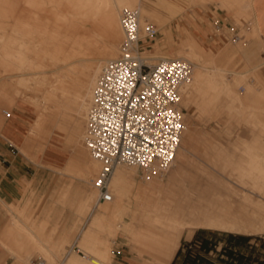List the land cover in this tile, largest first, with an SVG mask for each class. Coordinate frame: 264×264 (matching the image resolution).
<instances>
[{
  "label": "bare ground",
  "instance_id": "bare-ground-1",
  "mask_svg": "<svg viewBox=\"0 0 264 264\" xmlns=\"http://www.w3.org/2000/svg\"><path fill=\"white\" fill-rule=\"evenodd\" d=\"M21 1H24V6H20ZM224 1L229 8L234 9L246 0ZM135 2L139 4L141 0H9L7 1L8 6H0V16L5 15L12 18L10 27L12 32L6 36L4 41V54L6 59L10 61L12 72L11 84L8 89L5 88L6 91L5 85L0 86V90H2L0 104L7 107L4 108L1 105L3 110H0V123L7 115L6 113H10L12 108L16 106L19 97H23L38 112L33 129H31L32 133L40 134L39 128L48 116L50 119L58 121L65 113L72 111V114L87 119L94 89L103 66L108 61L115 59L119 53L116 44L122 34L119 20L120 11L123 8H134ZM63 5H66L67 9H63ZM138 9L140 12L139 22L142 24L143 13L145 14L147 10L143 8L142 4H139ZM88 23L92 27H88ZM101 27L109 29L110 33L107 40L103 39L104 37L99 30ZM1 29L0 22V31ZM3 36L5 37V35ZM179 40H183V35L181 38L179 37ZM183 42L188 45V48L178 47V55L173 58L184 59L190 63L197 61L198 65H194L195 68H193L191 63L190 79L181 89V106L185 93L188 94L189 99L190 97L194 98L195 93H199L206 87L205 93H201L207 94L208 98L206 99L209 101L224 95L226 92L234 99L232 102L234 109L244 111L249 107V105L244 104L245 100L247 101L252 92H258L257 102H255L257 110H254L252 118L255 124L264 130V117H260L263 112L258 110L263 109L260 103L262 102L261 97L264 96V86L256 88L250 85L247 95H239L240 93L238 94L236 88L240 82L243 83L244 79L240 78L233 82L229 80L226 67H221L217 63V58L220 55L218 57H212L208 53L209 56L204 55L194 35L190 32ZM257 52L258 46L256 48L253 46L247 55L249 56L247 59L253 61ZM233 53L235 54V52ZM211 54L216 55L212 51ZM228 56L229 59L230 55ZM143 57L148 59L149 64H154L160 59L171 58L168 55L160 58L159 54L154 53L143 54ZM227 64L225 65L228 66ZM258 73L260 72L258 71ZM14 74L18 78H22L14 81L12 80L13 77H16ZM20 84L26 86V91H30L29 96H22ZM36 87L41 89H36ZM205 97L203 96L204 99ZM262 103L264 104V101ZM84 121H75L72 135L69 137L72 146H78L83 155L87 153V145L82 138L86 132ZM185 128L184 115V129L175 159L177 154V158H179L180 153L178 151L181 144H186V136L183 138ZM247 147V152L250 153H247L249 156L247 163H240L238 167L231 166L251 184L250 187L247 185L245 188L243 187L241 195L235 191L229 193L226 189L222 193L216 190L209 195L197 196L189 192V183L185 182L187 175H189L188 171L186 175L180 169L175 171L176 175L168 182H162L161 177L156 179L152 194L158 198L154 203L152 210L154 218L152 217L151 222L157 225L160 235L154 236L152 239L148 233L145 235L135 233L136 238H138L137 243L139 241L145 247L144 250L141 249L142 251L137 249L139 256L142 253L146 254L145 257L141 256L142 263L169 264L179 248L182 235L185 234V237L189 239L195 229L198 228H214L243 234L264 232V140L260 144H249ZM83 155L82 166L74 174V177L91 181L93 177L90 179L87 177L93 172H97L101 163L95 157L96 161ZM120 166L124 165L116 167L111 181L113 200L101 202L92 217L91 224L97 230L87 229L83 235L82 245L85 256L80 253L81 258L75 253V255H71L67 264L111 263V240L109 242L102 236V233L108 236H117L118 229L116 227L118 225L115 223L118 222V219H124L123 215L127 209L128 197L135 187L132 179L130 180V177H134V175H129L127 171L118 169L121 168ZM189 179L194 181L195 178L190 177ZM165 188L168 189V192H165ZM97 194V190L93 191L86 205H92L99 195ZM135 197L142 203L140 200L141 193ZM86 205L84 206L86 207ZM148 215L150 216V214ZM37 239L34 234H30L27 240L29 245H27L35 246L33 240L37 243L39 242ZM18 241L20 240L18 239ZM18 241L16 240V244L14 242L8 248L21 255L20 248L23 246L20 245L23 244V241H20L22 242L20 245ZM74 247L79 250L78 252H81L78 245ZM41 248L45 249L46 247L43 244ZM47 263L49 264L48 260Z\"/></svg>",
  "mask_w": 264,
  "mask_h": 264
},
{
  "label": "rangeland",
  "instance_id": "rangeland-1",
  "mask_svg": "<svg viewBox=\"0 0 264 264\" xmlns=\"http://www.w3.org/2000/svg\"><path fill=\"white\" fill-rule=\"evenodd\" d=\"M7 1L9 0H0V6H8ZM165 1L171 2L167 3ZM216 1L217 0H141V3L139 4H142L143 8H145L148 12H146L147 14L143 13L142 22H150L154 24L159 30V34L154 43L152 44V47L150 49H147L144 54L154 53L156 55L159 54L160 58L164 55H168L173 58L178 55V47H182L183 49L188 48V45H186V43H184L183 41L184 39H186V36L189 35L190 31L185 27V24H183V22L181 21L183 13L187 9H191L196 5H207L215 3ZM250 1L251 0H246L242 3V5L240 4L241 6L238 5L236 8H234H240L241 10H244V12H241L239 10V12L235 13V17L233 19V22L238 25L240 35H242V38L237 42L234 43L230 40H226L221 36H216L213 30H211V25L210 31L206 32L204 38L194 36L196 42L199 45V48L201 49V51L203 50L202 52L204 55H211L212 57H218L220 55L217 58V63L221 67H226L225 69H227L226 72L228 73L226 74L229 80L233 82L240 78L244 79L243 83L240 82L236 88L238 94L240 93L239 95L242 94V96L248 94V87L250 85H253L256 88H262L264 86V61L263 63H259L260 65L255 64V67L254 65L251 66L247 62L250 61V59H247V57H249L247 56L249 55V51L252 49L253 46L255 48L257 47V39L255 40V37L257 36V31H255V27L252 24L250 14L246 12V9L249 7L248 3H250ZM139 4L135 2L134 8H138ZM21 5L24 6V1H21L20 6ZM218 6L222 9L233 10V8H229L226 3L224 4L223 0H218ZM63 9H67L66 5H63ZM0 22L2 25V29L0 31L2 37L0 39V52L2 51L0 53V86L3 84L7 86H4V89H8V86L11 84L12 72L10 61L6 59L4 54V41L7 38L6 36L11 34L10 32H12V29L10 31L12 18L5 15H1ZM88 27L92 26L88 23ZM99 30L101 31L104 37L102 38L104 40H107L110 33L109 29L107 27H101V29ZM3 35H5V37ZM182 35L183 40H179V37L181 38ZM252 38L253 40H251L252 42L249 44V47L246 50H242L244 48V44H246ZM121 39L122 34L118 38L116 44L117 48ZM236 50L238 51L237 53ZM239 50L240 52H244V60ZM211 51L212 53H214V55H216L213 56L211 54ZM226 52L228 53L226 54ZM233 52H235L236 56ZM228 55H230L229 59ZM2 56L5 58H3ZM146 60L148 61V59ZM191 63L193 66L198 65L197 61H192ZM226 63H228V66L225 65ZM195 66L193 68H195ZM256 66L258 67V69ZM254 68H256L257 70ZM258 71L261 74L258 73ZM15 73L17 74L18 72ZM16 74L14 75L16 76ZM33 75L31 76L33 77ZM243 77H246L248 82L246 78ZM21 78H18V76H16L13 77L12 80L18 81V79ZM19 87L22 89V96H29L30 91L25 90L26 86H22V84H20ZM22 87L25 88L23 89ZM205 88L204 90H206ZM7 89H5V91ZM36 89L41 88L36 87ZM204 90L202 89L199 93H195V97H190V99L189 97H187L188 94L185 93L186 96L185 94H182V107L185 115L187 128H185L184 130L183 138L186 133L191 134V138L186 140V144H181V147L178 151V153H180L179 158H177V154L176 159L174 158L173 163L164 173L149 177L147 179H143L140 178L137 168L134 166L124 165L120 166L121 168H118L123 171H127L129 175L133 174L136 179V184H134L135 187L128 197L127 209L123 215L124 219H118V222L116 221L115 223V225H118L116 227V229H118L117 236H108L105 233H102V236L108 239L109 242L111 240V254L112 248L113 246H115L114 242H125L127 245L123 248L129 250V252H131L132 254H135L138 259L143 262L141 256L145 257L146 254L142 253L141 256H139V251H137V249L144 250L145 247L142 246L139 241L137 243L138 238H136L135 233L140 235H145V233H148L150 234V237L152 239L154 238V236L160 235L158 232L157 225L151 222L153 220L152 217L154 216L152 212L154 203L155 200H157L158 198L155 194H152V191L154 183L159 177H161L162 182H168L172 177L176 175V172L180 169L184 171L186 175L187 173L189 174L187 175L185 182L187 184L189 183V192L194 193L197 196L209 195L216 190L217 192L222 193L226 189L229 193H231V191H235L236 193L241 195L246 185L250 187V182L247 181L243 176H241L239 172L235 171L231 166L238 167L241 162H235L246 160L248 158V154L250 153L247 152V145L260 144L264 140V130L261 127L257 126L255 124V121H253L254 119L252 118L254 110H257V108H255V102H257L258 92L251 93L250 97L247 99V101L245 100L244 103L245 105H249V107L246 110H244L243 108L244 111H241L234 109V106L232 105L234 99L230 97L226 92L224 95H220L219 98H215L211 102L209 101V99H206L208 98L207 94H202ZM25 91L27 92V94ZM1 92L2 90H0V93ZM38 93L41 94V92ZM1 96L2 94H0V97ZM203 96H206L205 99L203 98ZM19 98L17 99L16 106L12 108L11 112L6 116V118L13 117L14 108H19L21 112V118L23 119L24 124L27 126L26 135L29 136L27 140L32 141L34 142V144H36V153L47 146H51V144H64L68 148H74L71 145V142L69 141L67 136L65 135L66 130L69 128L70 117L64 120L61 119L60 121H55L51 118V125L47 123L44 132H42V129L46 124L45 122L50 120V117L48 116L45 122L39 128L40 134L32 133L31 129H33V124L36 120V117L38 116V112L34 107H32L28 102H26L23 97ZM261 101H264V96L261 97ZM262 102L260 103V105H262L261 108H263V111L261 109L258 110H260L261 113L263 112L262 114L260 113L262 115H260V117L263 118L264 104ZM229 106L234 110L231 111L229 109ZM71 114L72 111L69 112V115ZM75 117L78 120H85L84 126L86 127L87 119L78 117L76 115ZM51 127L55 128L51 129ZM61 131L64 134H61ZM30 133L34 136H30ZM85 136L86 132H84V135L82 136L84 142H86ZM19 148L23 154L28 155L24 148ZM74 149H76L80 153L82 161L83 153L80 151L78 146H76ZM76 150L71 157V160L74 162L77 161ZM83 156L91 158L92 160L94 159L88 147L87 153ZM94 161L96 160L94 159ZM69 165L70 162L66 166V170L68 169ZM80 165L82 166V162ZM100 169L101 166L99 170ZM99 170L97 172L95 171L96 173L93 172L92 174H90L87 179H90L92 177L94 178L100 172ZM67 171L74 176L73 169H71V172L69 170ZM190 177H194V181H191L189 179ZM75 179L83 181L84 184H81V186L77 188L73 196H70L69 189H66V191L63 193V196L60 197L59 200L61 202H64V205H69L75 211L77 217L76 227H78L80 224H83V229L80 232L81 235L79 237L77 245L81 251L85 252L84 246L82 245V238L87 229L97 230L92 226L91 220L101 201L98 200L97 196L92 205H86L93 191L97 189L92 185V180H83L80 178ZM165 192H168L167 188H165ZM139 193H141L140 200H142V202H146L145 205L143 203H140V201L136 199L135 195ZM84 205H86V207ZM148 214H150V216ZM38 226L40 227L41 233L44 238L41 240V242L37 243L35 240H33L35 242V246H32V248L30 249L31 251L29 250L28 253H26V257L23 261V264H30L31 258L36 257H43L47 259L49 264H64V257H66L68 253H71V255H75L76 253L78 257L80 256L82 258V255L77 253L78 249L74 247L72 241L70 242L68 239H64L60 240L58 244H56L50 234L48 235V237H45V221L41 222V224ZM33 228L34 222L32 225V229ZM55 231V229L52 230L53 233H55ZM78 233L79 232L74 233V239L78 236ZM230 233L234 235H243L245 237L242 240L232 239L228 236ZM30 234L31 232H29V230L27 229L28 237H30ZM195 234H197L199 238H205L209 242H212V244L216 243L217 245V248L210 247L211 249L207 253V259L203 258L205 259V261H199V264H264V232L259 234H243L214 228H198L195 229L191 237L192 239L194 238ZM191 238L188 239L185 237V234L182 235L179 243V252H185L183 242H187ZM43 244L46 247L45 249L41 248V245ZM222 246H226L227 252L229 251V248H231L236 254H239V256H241L240 254H243V256H246V261L240 263V261L235 259V261L232 263V261H230V255H227V252H221ZM6 249H8L9 252L15 257L22 259L24 258V256L22 254H18V252L13 251L9 248ZM178 262L179 259L176 261V264ZM187 262L193 264L190 259H187Z\"/></svg>",
  "mask_w": 264,
  "mask_h": 264
},
{
  "label": "built area",
  "instance_id": "built-area-1",
  "mask_svg": "<svg viewBox=\"0 0 264 264\" xmlns=\"http://www.w3.org/2000/svg\"><path fill=\"white\" fill-rule=\"evenodd\" d=\"M139 18L138 8L120 11L119 53L103 66L88 112L85 141L101 163L92 179L101 202L114 198L111 181L119 165L136 167L143 179L164 173L174 161L184 129L180 97L192 65L180 58L149 64L143 54L152 47L159 30L150 22L141 24ZM211 30L234 43L242 38L235 22L227 26L212 22ZM18 151L13 146L12 152ZM199 246L200 241L188 240L184 254L195 258ZM30 264L48 263L36 257Z\"/></svg>",
  "mask_w": 264,
  "mask_h": 264
},
{
  "label": "crops",
  "instance_id": "crops-1",
  "mask_svg": "<svg viewBox=\"0 0 264 264\" xmlns=\"http://www.w3.org/2000/svg\"><path fill=\"white\" fill-rule=\"evenodd\" d=\"M169 2L171 1L167 3ZM223 3L226 2L223 0ZM248 6L246 12L250 14L252 24L257 31L255 40L257 39L258 52L254 60L248 62L252 66L264 61V0H251ZM239 10L244 12L240 8L233 10L222 9L218 6L217 0L215 3L196 5L191 9H187L183 13L181 21L195 37L204 38L206 32L210 31L212 22H219L225 26L232 24L235 13ZM251 40L253 38L244 44L242 50H246L249 47ZM240 53L244 60V52L241 51ZM214 99L212 98L210 101L212 102ZM1 105L0 110L2 111L4 106L2 105V107ZM229 109L232 111L230 106ZM13 112V117L6 118L8 113L4 117L6 119H3L4 121L0 125V264H23L26 253L32 248L27 243L29 238L27 229L30 232L32 231L31 234H34L36 239L38 238L37 240L41 242L44 237L38 225L43 221L46 222L45 237L50 234L56 244L60 240L68 239L70 242L72 241L74 246L77 245L81 235L80 232L83 229V224L76 227L77 217L75 211L59 200L66 189H69L70 196H73L77 188L84 184L83 181L75 179L76 177L74 178L67 171L71 172V169H73L74 174L78 172L81 167L80 153L74 149L75 147L68 148L64 144H51V146H47L36 153V144L27 140L29 137L26 135L27 126L21 118L19 108H14ZM68 117H70V124L65 135L71 142L69 137L72 135L75 121L78 119L73 114L65 113L58 121ZM50 122L51 119L45 122L42 132H44L47 123H52ZM60 133L62 134L63 132L61 131ZM30 136L34 135L30 133ZM184 136H186V140L191 138L189 133ZM13 146L18 148L19 152L13 153ZM19 147L24 148L28 155L31 156L23 154ZM75 150L77 161L74 162L71 157ZM248 159L249 156L246 160L235 163H246ZM69 162L70 165L66 170ZM131 179L136 184L135 177H130ZM142 203L145 205L146 202ZM33 222L34 228L32 229ZM53 229L56 230L55 233L52 232ZM75 232L79 233L74 239ZM18 239L22 240L23 244L20 245L22 242L18 241ZM16 240L20 246H23L20 248V252L24 256L23 259L15 257L6 249L13 245L14 242L16 244ZM114 244L110 264H144L135 254L123 248L127 245L125 242L116 241ZM207 247L210 250V247L217 248V245L208 241ZM179 251L180 247L169 264H176L178 259L179 262L177 264H190L185 259V254ZM78 253L80 254V252ZM70 257L71 253L64 257V264H67ZM203 258L207 259V255H202L199 261H205ZM198 262L195 264H199Z\"/></svg>",
  "mask_w": 264,
  "mask_h": 264
},
{
  "label": "trees",
  "instance_id": "trees-1",
  "mask_svg": "<svg viewBox=\"0 0 264 264\" xmlns=\"http://www.w3.org/2000/svg\"><path fill=\"white\" fill-rule=\"evenodd\" d=\"M228 236L230 238H232V239H238V240H242L245 237L243 235H234V234H231V233ZM194 240L200 241V246L198 248H195V252L196 253H200L201 256L202 255H207V253L209 251V248L207 247L208 240L205 239V238H199L197 234L194 235L193 239L191 238V241H194ZM221 252H227L226 246H222ZM200 254L197 255L195 258H189L187 255H185V259L186 260L190 259L191 262L193 264H195L196 262H198L200 260V258H201ZM227 255H230V261H232V263L235 261V259L240 261V263L246 261V256H243V254H240L241 256H239V254H236L234 252V250H232L231 248H229V251L227 252Z\"/></svg>",
  "mask_w": 264,
  "mask_h": 264
}]
</instances>
